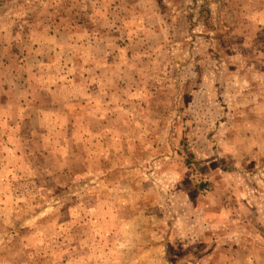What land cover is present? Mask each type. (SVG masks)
Returning <instances> with one entry per match:
<instances>
[{"label":"rangeland","instance_id":"1","mask_svg":"<svg viewBox=\"0 0 264 264\" xmlns=\"http://www.w3.org/2000/svg\"><path fill=\"white\" fill-rule=\"evenodd\" d=\"M0 264H264V0H0Z\"/></svg>","mask_w":264,"mask_h":264}]
</instances>
